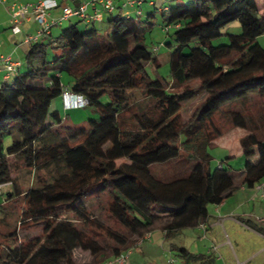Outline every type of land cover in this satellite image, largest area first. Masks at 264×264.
Returning <instances> with one entry per match:
<instances>
[{"label": "trees", "instance_id": "1", "mask_svg": "<svg viewBox=\"0 0 264 264\" xmlns=\"http://www.w3.org/2000/svg\"><path fill=\"white\" fill-rule=\"evenodd\" d=\"M166 6L162 16L176 28L178 47L170 54V79L150 77L140 54L155 27V10L146 19L108 14L105 35L97 22L84 29L82 20L72 22L52 40L30 45L27 71L0 84L1 190L8 187L7 200L25 197L21 224H42V234L32 237L7 233L0 264H83L75 257L78 249L91 254L84 264H104L157 226L168 236L198 226L209 219V206L222 204L242 184L252 188L264 179V108L258 116L235 109L252 92L264 96V46L258 43L264 3L190 0ZM237 20L243 33L214 46L222 28ZM194 40L209 52L200 66L181 55ZM194 80L199 84L190 88ZM68 90L87 97L85 107L98 111L99 119L58 128L66 121L52 102ZM200 92L206 93L204 103L184 120V104ZM221 116L234 126L242 118L247 134L239 142L246 158H257L251 166H212L207 150L224 134L217 123ZM15 156L36 172L37 185L27 192L13 178L9 157ZM170 164L174 169L167 174L155 171ZM102 193L109 196L118 228L90 216L86 199ZM91 224L106 233L89 231ZM177 248L180 255L189 254Z\"/></svg>", "mask_w": 264, "mask_h": 264}, {"label": "rangeland", "instance_id": "2", "mask_svg": "<svg viewBox=\"0 0 264 264\" xmlns=\"http://www.w3.org/2000/svg\"><path fill=\"white\" fill-rule=\"evenodd\" d=\"M162 1L157 0V8L154 6L150 7V5L146 4L143 7L144 14L142 18L146 19L148 16V13L151 11L156 10L157 13L155 15V18L153 19L155 21V27H153L152 31L149 33V37L146 41V48L147 50L145 52L140 51L141 57L143 58L144 62H146L147 65V73L150 77L153 79H170V68H171V61H170V54L174 52L178 47L175 46V42L173 41V33L175 32L176 28L173 26H169L167 29L168 22L164 19L162 16V7L161 4ZM190 0H170L168 3L171 6H176L177 3H185L188 4ZM262 2V1H260ZM262 13L264 12V7L261 10ZM137 12H133L132 17L135 19L137 16ZM261 13V14H262ZM118 14V13H117ZM67 25V24H66ZM80 26L84 29L86 26V23L83 21L80 22ZM100 33H103L104 35L107 34L109 23L105 21L99 22L98 24ZM55 35L58 33L59 30H62L63 27L57 25L55 26ZM57 31V32H56ZM223 35L219 37V39L213 40L212 44L216 47H218L221 44H229L230 35L233 34H240L243 33L241 21L237 20L232 22L230 25H226L222 28ZM169 42H172L173 47L169 45ZM258 43L262 44L264 46V34L258 38ZM53 57V52L50 51ZM208 49L201 47L197 41H192L188 45H184L182 48V57L186 59L189 62L195 61L198 66L203 64V59L208 56ZM153 58H156V62H152L151 60ZM158 62V63H157ZM65 79H68L69 76L66 74L63 75ZM200 80H194L193 82L189 83L190 88H193L199 84ZM184 90L183 88L180 89V91ZM140 96V91L137 92V97ZM206 99V93L200 92L199 95L193 98V100L186 101L184 104V107L181 111V115L183 116L184 120H190L192 117L194 110L204 103V100ZM64 95L61 97H58L52 102V110H59L61 111L62 117L66 118L69 122H64L61 128L65 130L70 127L69 125L73 122L74 124H79L80 126H85L89 124V119L92 118L94 120L99 119L98 111L92 109V107H85L81 110L76 111H69V113L66 111L64 107ZM244 108L249 109L248 113L254 114L256 116L259 115V110L264 108V96L261 97L258 92H252L249 95L248 100L244 102L238 101L237 105L235 106V109L238 108ZM76 114V116H74ZM76 119V120H75ZM74 120V121H72ZM232 119L228 117L221 116L218 120V125L221 126V129H224V134L221 136L218 140H216L213 146H210L208 148V153H210L214 157V161L212 163V166L215 167L216 165L223 163L226 165L232 166L233 169H244L245 167L251 166L252 163L256 161L257 158H246L241 153L242 145L241 142H239L240 136L243 134H246V129L242 125V120L239 119V117L236 118V124L232 123ZM10 159V165H12V175L13 178L18 181L19 189L22 192H27L30 187L37 185V179L36 178V172L34 169H27L25 167V164L22 163V161L18 157H9ZM173 164H170L166 167L163 166H157L155 168V171L158 173H164L167 174L170 171H172ZM41 176H44L41 174ZM239 180V177L237 179V182ZM8 187H4L2 190H0V206L4 204L5 212L0 213V244L1 246H5L6 243V237L5 235L9 233L11 230H16L21 234V236L24 238L32 237V235L42 234V224L37 222L26 224H21L20 222V216L23 210L27 207L25 202V197L20 196L17 197L15 200L12 201V199H8ZM110 199L108 194H101L100 196H93L86 199V205L90 208V216L96 220L100 225L103 224L104 226H109L113 229L118 228L117 221L112 218L109 214V207H110ZM4 219V220H2ZM80 224V223H79ZM88 230L91 232H96L97 234L101 235L106 233V230L100 229L98 226H89ZM96 234V235H97ZM179 238L181 236H178ZM175 238V237H174ZM168 247L170 242V238L168 240ZM173 242V240H172ZM175 245V244H174ZM138 246H136V249ZM175 246L174 254L177 255L179 260L184 261L183 256L180 255V250ZM137 254V253H136ZM153 254V253H152ZM148 254L146 257V261L148 263L146 264H165L166 259L163 256V252L161 249L155 252L154 255ZM75 257L81 262V263H87L89 259H91V254L88 252H84L81 249H78L75 251ZM133 260V257L131 258ZM92 260V259H91Z\"/></svg>", "mask_w": 264, "mask_h": 264}, {"label": "crops", "instance_id": "3", "mask_svg": "<svg viewBox=\"0 0 264 264\" xmlns=\"http://www.w3.org/2000/svg\"><path fill=\"white\" fill-rule=\"evenodd\" d=\"M19 1L36 3L38 0ZM57 1L59 7L52 10L55 16L62 14V7L65 4L77 7L82 2L91 0ZM169 1L162 0L161 4L170 5ZM259 1L264 3V0ZM154 7L157 8V5ZM89 9V12L93 14L94 9L92 7ZM107 16L108 14L104 21H97V23H105ZM10 18L11 14L7 6L0 3V56L2 54L12 56V60L18 62L17 71L12 72V74L9 73L3 63H0V84L12 83L19 73L22 74L27 71L25 59H27V52L32 43L26 42L25 36L31 33L35 34L40 29V25H37L32 19L24 23L22 33L16 34L9 24ZM72 22L77 23L79 19L71 18L59 26L64 28L66 24ZM55 30L54 26L51 35L44 39L52 40L61 31L59 30L55 35ZM65 100L64 95V103ZM76 110L81 109H66L68 113ZM59 112L61 115L62 112ZM62 118L69 122L66 118ZM239 119L242 120L241 117ZM71 124L80 126L73 122ZM242 136L237 139L240 140ZM262 148L263 146L260 149ZM256 190L255 187L249 188L242 184L237 191L227 197L225 202L209 206V219L196 227L185 228L181 232L168 236L165 229L157 226L148 237L136 245L138 246L137 249L136 246L132 248L127 264H146L148 263L146 261L147 255L152 253L154 255L158 249L163 252L166 259L165 264H169L172 257L176 260L172 264H264V223L259 221V218L264 219V198L258 195ZM169 238L171 243L168 247ZM175 246L188 249L189 254L183 256L184 261L179 260L174 254L173 248ZM90 261L91 259L87 263Z\"/></svg>", "mask_w": 264, "mask_h": 264}, {"label": "built area", "instance_id": "4", "mask_svg": "<svg viewBox=\"0 0 264 264\" xmlns=\"http://www.w3.org/2000/svg\"><path fill=\"white\" fill-rule=\"evenodd\" d=\"M0 3L5 4L11 14L9 24L14 33H22L24 23L32 19L37 25H40V29L35 34L31 33L25 36L26 42L37 44L42 38L51 35L54 26H62L64 22L71 18L75 17L85 23L93 24V22L103 21L105 16L111 13L122 12L123 15L133 18L132 14L135 11L137 12L135 18H139L144 14L143 6L146 4L156 6L157 0H91L89 2H82L77 7L65 4V6L62 7V14L58 16H55L53 13L54 11H52L59 7V2L57 0H38L36 3L21 2L19 0H0ZM91 7L94 9L93 14L89 12V8ZM169 9V6L163 5L161 10L168 11ZM166 28L168 29L169 26ZM12 59V56L10 57L5 54L0 56V63L5 65L10 74L17 71L18 68V62ZM65 99L64 107H66L67 110L71 108L83 109L88 102L87 97L84 95L80 96L69 90L65 92ZM1 188L2 186L0 185V190ZM255 188L257 189V194L264 198V179L257 182ZM259 221L264 223V219L262 218H259ZM149 235L150 233L145 235L143 239ZM142 241L143 240L140 242ZM131 251L132 249L116 256L115 259L107 261V264H127ZM175 261V258L172 257L169 264Z\"/></svg>", "mask_w": 264, "mask_h": 264}]
</instances>
